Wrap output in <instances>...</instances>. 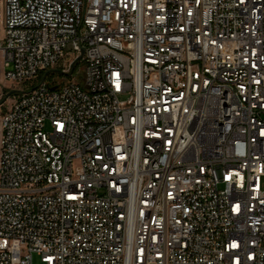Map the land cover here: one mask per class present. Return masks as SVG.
<instances>
[{
  "label": "built area",
  "instance_id": "obj_1",
  "mask_svg": "<svg viewBox=\"0 0 264 264\" xmlns=\"http://www.w3.org/2000/svg\"><path fill=\"white\" fill-rule=\"evenodd\" d=\"M1 70L0 264H264V0H0Z\"/></svg>",
  "mask_w": 264,
  "mask_h": 264
},
{
  "label": "rangeland",
  "instance_id": "obj_2",
  "mask_svg": "<svg viewBox=\"0 0 264 264\" xmlns=\"http://www.w3.org/2000/svg\"><path fill=\"white\" fill-rule=\"evenodd\" d=\"M83 68L84 67H82V66L80 67L79 66L78 71L75 72L73 75H69V76H66V77L63 76V83H69L70 81L80 82V80H81V76L80 75L83 72ZM0 77H1V82H2L3 87L6 88L9 85V83L6 82L4 80V78H3V70H1V76ZM8 92L9 91L6 89L4 99L6 98V95H7ZM6 107H7V105L5 103L0 106V122H1V119H2V115L4 114V112L6 110ZM34 264H40V261H39V259L37 257H35V259H34Z\"/></svg>",
  "mask_w": 264,
  "mask_h": 264
},
{
  "label": "water",
  "instance_id": "obj_3",
  "mask_svg": "<svg viewBox=\"0 0 264 264\" xmlns=\"http://www.w3.org/2000/svg\"><path fill=\"white\" fill-rule=\"evenodd\" d=\"M84 54V52H82V55Z\"/></svg>",
  "mask_w": 264,
  "mask_h": 264
}]
</instances>
